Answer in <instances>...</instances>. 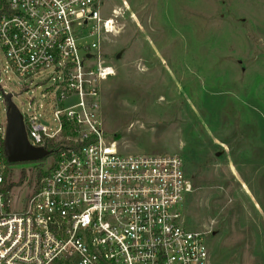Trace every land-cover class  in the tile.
I'll use <instances>...</instances> for the list:
<instances>
[{
  "label": "built area",
  "instance_id": "2783aa9c",
  "mask_svg": "<svg viewBox=\"0 0 264 264\" xmlns=\"http://www.w3.org/2000/svg\"><path fill=\"white\" fill-rule=\"evenodd\" d=\"M103 0H3L0 50L26 84L51 69L53 87L21 112L34 147L55 153L13 200L0 70V264H212L207 234L186 226L193 182L179 153H124L102 118V86L116 70L102 52L115 17ZM29 88L28 85L25 87ZM34 99V98H33ZM49 153V154H50ZM48 154V155H49ZM24 198V199H23Z\"/></svg>",
  "mask_w": 264,
  "mask_h": 264
},
{
  "label": "rangeland",
  "instance_id": "374dc122",
  "mask_svg": "<svg viewBox=\"0 0 264 264\" xmlns=\"http://www.w3.org/2000/svg\"><path fill=\"white\" fill-rule=\"evenodd\" d=\"M103 2L105 16L120 14L102 43L116 70L102 86L107 135L124 153L190 160L198 173L182 210L207 234L212 264H264V0ZM6 66L0 50L1 87L21 112L31 100L52 110L42 98L51 69L24 84ZM55 160L13 164L16 206L39 177L34 164Z\"/></svg>",
  "mask_w": 264,
  "mask_h": 264
},
{
  "label": "water",
  "instance_id": "95a60500",
  "mask_svg": "<svg viewBox=\"0 0 264 264\" xmlns=\"http://www.w3.org/2000/svg\"><path fill=\"white\" fill-rule=\"evenodd\" d=\"M8 103V127L5 152L10 163L39 162L50 152L42 147H34L30 144L23 116L12 99V94H6Z\"/></svg>",
  "mask_w": 264,
  "mask_h": 264
},
{
  "label": "trees",
  "instance_id": "16d2710c",
  "mask_svg": "<svg viewBox=\"0 0 264 264\" xmlns=\"http://www.w3.org/2000/svg\"><path fill=\"white\" fill-rule=\"evenodd\" d=\"M2 1L3 0H0V5L2 4ZM189 160V159H188ZM185 165H186V172H187V174H188V176L190 177V178H192V177H195V175H197V169L196 168H194V167H192V166H190V160H189V162L187 163V161H185ZM43 174H45L42 170H39L38 171V176L40 177V176H42Z\"/></svg>",
  "mask_w": 264,
  "mask_h": 264
}]
</instances>
